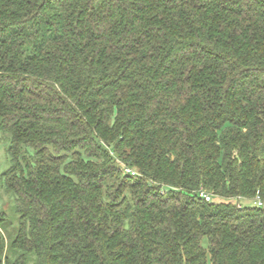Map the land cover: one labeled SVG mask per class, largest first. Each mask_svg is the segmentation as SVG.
<instances>
[{
  "label": "trees",
  "instance_id": "1",
  "mask_svg": "<svg viewBox=\"0 0 264 264\" xmlns=\"http://www.w3.org/2000/svg\"><path fill=\"white\" fill-rule=\"evenodd\" d=\"M0 135V264H264V0H0Z\"/></svg>",
  "mask_w": 264,
  "mask_h": 264
},
{
  "label": "rangeland",
  "instance_id": "2",
  "mask_svg": "<svg viewBox=\"0 0 264 264\" xmlns=\"http://www.w3.org/2000/svg\"><path fill=\"white\" fill-rule=\"evenodd\" d=\"M6 146L7 143H5L1 139V135H0V176L2 172L5 171L10 165L6 154ZM243 202L247 205H252L253 203V201H246V200H243ZM3 211L6 213V216L9 218V220H12L15 224L17 218L15 217L14 214L13 200L7 193L4 192L0 179V214Z\"/></svg>",
  "mask_w": 264,
  "mask_h": 264
},
{
  "label": "built area",
  "instance_id": "3",
  "mask_svg": "<svg viewBox=\"0 0 264 264\" xmlns=\"http://www.w3.org/2000/svg\"><path fill=\"white\" fill-rule=\"evenodd\" d=\"M127 171H131V170H130V169H127ZM133 173H135V172H133ZM200 195H201L202 197H204L207 201H211V200H212V196H211V194L207 193L205 190H202V191L200 192ZM255 203H256L258 206H262V205L264 204L260 197H257V199L255 200Z\"/></svg>",
  "mask_w": 264,
  "mask_h": 264
}]
</instances>
